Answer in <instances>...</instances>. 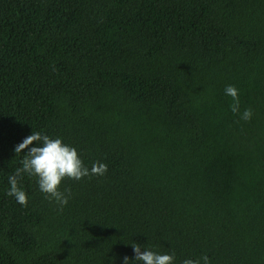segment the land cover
Here are the masks:
<instances>
[{
    "label": "trees",
    "instance_id": "16d2710c",
    "mask_svg": "<svg viewBox=\"0 0 264 264\" xmlns=\"http://www.w3.org/2000/svg\"><path fill=\"white\" fill-rule=\"evenodd\" d=\"M32 130L107 171L65 178L62 210L22 175L21 206ZM133 242L264 264V0H0V264H123Z\"/></svg>",
    "mask_w": 264,
    "mask_h": 264
},
{
    "label": "clouds",
    "instance_id": "9594fccd",
    "mask_svg": "<svg viewBox=\"0 0 264 264\" xmlns=\"http://www.w3.org/2000/svg\"><path fill=\"white\" fill-rule=\"evenodd\" d=\"M224 94L231 97L229 110L233 114H238L239 119L244 121L251 119L253 115L251 108L245 107L241 111L239 89L235 85H226ZM14 152H23L24 155L19 167L7 177L9 187L6 195L14 198L21 206L26 205L28 200V194L18 184L22 175L35 177L39 191L62 210L72 195L67 188L60 190L65 178L79 181L89 175L103 176L107 171V164L102 161L93 162L90 167L86 166L75 146L64 142L59 136L51 137L41 131L32 130L15 145ZM131 247L134 256L131 259L127 255L123 256V264H174L175 262L174 252L155 251L136 242L131 243ZM181 264H211V261L206 254H202L195 259L185 258Z\"/></svg>",
    "mask_w": 264,
    "mask_h": 264
}]
</instances>
